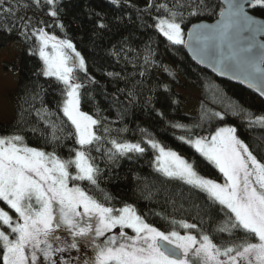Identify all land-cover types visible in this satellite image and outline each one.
I'll return each mask as SVG.
<instances>
[{"label":"snow or ice","instance_id":"1","mask_svg":"<svg viewBox=\"0 0 264 264\" xmlns=\"http://www.w3.org/2000/svg\"><path fill=\"white\" fill-rule=\"evenodd\" d=\"M108 2L135 13L134 19L128 15L125 20L121 13L109 20L107 13L89 10L97 20L94 35L133 26L108 52L123 66L121 71L101 70L103 77L124 82V88L114 84V92L89 72L85 57L67 36L63 0H0V33L15 34L41 62L25 90L33 101L40 100L37 121L18 119L0 133V202L15 213L0 207V264H264V158L240 138L237 127L213 123L224 121V114L205 112L191 126L171 125L187 132V138H178L222 174V183L200 175L195 163L166 150L146 129L139 130L138 142L122 136L129 131L126 126L115 129L113 136L109 124L114 122L103 114L113 107L127 111L138 103L150 70L160 67L152 37L141 41L143 48L136 44L138 33L146 29H154L170 45L189 48L200 63L264 96V19L255 15H264V0H143L142 6L133 0ZM216 8L219 19L214 24L193 23L216 15ZM46 29H59L63 38ZM162 70L174 76L167 66ZM40 77L54 78L56 87L41 83ZM161 87L169 90L157 79L147 88L143 104L164 116L155 108ZM50 89L59 97L54 109L44 106ZM97 92L109 102L107 109L101 108ZM84 104H90L94 114L82 110ZM233 114L241 115L247 128L264 130V112L255 115L242 109ZM193 129L208 135L192 139ZM26 133L43 146H29ZM147 147L158 153L152 166L160 178L143 188L138 184L134 191L149 203H156L155 194L163 192L171 211L141 210L118 201L103 187L113 179L112 165L145 155ZM65 148L67 158L60 154ZM177 212L188 215L177 218ZM149 216L159 217L166 227L149 223Z\"/></svg>","mask_w":264,"mask_h":264},{"label":"trees","instance_id":"2","mask_svg":"<svg viewBox=\"0 0 264 264\" xmlns=\"http://www.w3.org/2000/svg\"><path fill=\"white\" fill-rule=\"evenodd\" d=\"M215 4H220L219 0H212ZM133 3H139L141 6L143 0H133ZM63 6L65 13L62 17V21L65 24L67 36L73 40L77 50L85 57L89 72L97 79L101 80L103 84L107 85L109 92H114V84L124 88L123 81L116 82L111 79L105 78L101 74L103 71H121L122 65L115 64L113 58L108 55L112 45L115 44L121 37L126 35L129 31L133 30V26L128 24L127 27L121 26L119 31L113 28L112 32L104 31L99 35H94V29L97 25L95 16L89 14V10L92 12L107 13L109 20L115 15L123 13L125 20L128 15L135 18V13L131 9H116L109 4L108 0H63ZM219 15V8H216V15H205L200 20H193V23L205 21L212 22ZM255 15L264 19V15L257 12ZM51 22V18L44 17ZM189 24L188 27H190ZM50 34H56L58 37L63 38V34L59 29H46ZM138 39L136 44L143 48L141 41L147 42L148 37H152V48L156 51L154 59L160 65L159 68L150 70L149 78L147 82V88H150L157 79L162 80L169 85V90L165 91L162 87L159 89L158 102L155 104V108L164 113V116L158 115L157 111L152 110V106H145L143 104V98L147 96V88L145 90L144 97L139 98V102L135 105H129L127 111L124 108L113 107L110 111H105L103 114L108 117L110 122L109 127L114 131L113 136L117 135L115 129L127 127L128 132L123 133L122 136L131 142H138L141 140L140 129H146L165 148L176 150L180 153L189 163H195L197 172L206 177H211L216 180L222 181L223 177L219 171L212 166L205 158L197 153L190 144L180 140L178 137L185 135L187 138V132L184 129L173 128V123H181L191 126L193 123L199 121V117L205 112L219 111L224 114V121H213L217 126H234L238 128L240 138L250 145L255 154L260 158H264V130L259 127L247 128L246 121L241 115H234L233 113H241L242 109H247L259 115L264 112V102L261 101L255 94L247 89L234 84L226 80H220L208 73L206 70L196 66L188 57L183 49V46H173L163 38L154 29H146L142 33H138ZM14 43L19 47V56L16 62L10 63L6 66V71L16 75V90L13 98V117L9 123L0 122V133L13 124L16 120H24L28 123H35L37 117L35 115V109L41 107L40 100L33 101L30 95H25L26 88H30V82L35 79L32 73L40 66L38 57L29 55L28 50L23 46L15 34L8 36L5 33H0V50L4 49L8 43ZM15 65V68H13ZM167 66L174 76H170L168 73L163 72V67ZM133 71L131 65L127 66V72ZM83 79L84 74L78 73ZM136 79H141L136 77ZM41 83H51L53 89L56 87L54 78L40 77ZM191 87L199 92L200 95V111L196 116H187L181 114L182 97L177 92V89L182 87ZM131 87V85H129ZM97 101L101 108L107 109L109 102L104 100L99 93H96ZM59 99L54 90H48L44 95V106L49 109H54V100ZM121 100L127 104V101L121 97ZM175 100L176 103L171 101ZM29 104L33 105V108L29 109ZM27 111L22 112V108ZM82 110L88 111L89 114H94L92 106L90 104H84ZM118 113H122V116H118ZM59 117L66 121L62 113H58ZM55 119V117H53ZM43 127V124L40 125ZM205 128H208L205 123ZM215 128L209 129L214 131ZM193 134L190 138H196V135H208V131L202 129H193ZM27 143L29 146L42 147V143L38 137H34L32 133H26ZM71 144V142H66ZM259 145V150L257 149ZM47 151H51L48 147ZM62 156L67 158V149L61 150ZM95 154V153H94ZM155 153L147 147L145 155L139 156L134 160L127 158H121L117 164L112 165L113 179L111 182L104 183L109 192L118 198V201H126L137 206L141 210H146L151 207L158 211H164L167 208L165 204V194L159 192L155 194L154 199L156 203H149V201L142 198L140 192L134 191L139 184L143 188L144 183L152 184L153 180L160 178L159 173L155 172L152 166ZM103 166V164L101 165ZM135 176H139V181L134 180ZM87 187V186H86ZM95 194V193H90ZM147 195V193H143ZM0 206H4L3 202H0ZM121 206L117 203V207ZM171 211L170 208H167ZM183 214L187 216V213L177 212V218ZM148 222L161 227L162 229L166 225L160 221L159 217L149 216ZM219 242V239H217Z\"/></svg>","mask_w":264,"mask_h":264},{"label":"rangeland","instance_id":"3","mask_svg":"<svg viewBox=\"0 0 264 264\" xmlns=\"http://www.w3.org/2000/svg\"><path fill=\"white\" fill-rule=\"evenodd\" d=\"M51 51V49H49ZM19 56V47L14 43L8 45L0 50V122L9 123L13 117V98L16 90V75L6 71V66L12 62H16ZM177 92L182 97L181 114L187 116H196L200 111V95L195 89L187 86L185 88H178ZM195 139V138H194ZM193 148V147H192ZM170 149V148H166ZM194 149V148H193ZM176 151L174 149H170ZM195 150V149H194ZM154 151V150H153ZM177 152V151H176ZM155 153V152H154ZM158 153H155L157 155ZM182 158L185 159L180 153L177 152ZM186 160V159H185ZM188 162V161H187ZM216 180L211 177H206ZM217 182H223L216 180ZM9 211L10 214L15 216V213L7 208L6 205L0 206ZM129 234H131L130 230Z\"/></svg>","mask_w":264,"mask_h":264},{"label":"water","instance_id":"4","mask_svg":"<svg viewBox=\"0 0 264 264\" xmlns=\"http://www.w3.org/2000/svg\"><path fill=\"white\" fill-rule=\"evenodd\" d=\"M219 3H222V0H219ZM259 18V17H258ZM219 19V15L218 17L212 21V22H205V21H201L203 23H207V24H214L216 22V20ZM262 19V18H260ZM201 22H197V23H201ZM191 27V26H190ZM185 39H187V30L185 31ZM261 40H264V37H260ZM183 46V45H182ZM184 51L186 52V54L188 55V57L190 58V60L199 68H202L204 70H206L208 73H210L211 75H213L215 78L220 79V80H226L229 82H232L234 84H237L245 89H247L248 91L252 92L253 94H255L261 101L264 102V96H261L259 92L255 91L253 88H250L247 84L242 83L240 80L237 79H232L230 75H221L219 72L214 71L212 67H210L208 65L207 62L205 63H200L199 60L197 58H194L193 53L190 51L189 48L183 46Z\"/></svg>","mask_w":264,"mask_h":264}]
</instances>
